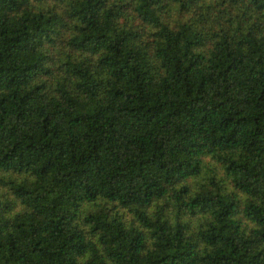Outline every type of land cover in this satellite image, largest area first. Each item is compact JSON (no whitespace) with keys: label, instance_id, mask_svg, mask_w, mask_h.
<instances>
[{"label":"trees","instance_id":"trees-1","mask_svg":"<svg viewBox=\"0 0 264 264\" xmlns=\"http://www.w3.org/2000/svg\"><path fill=\"white\" fill-rule=\"evenodd\" d=\"M0 183V264H264V0H0Z\"/></svg>","mask_w":264,"mask_h":264},{"label":"rangeland","instance_id":"rangeland-1","mask_svg":"<svg viewBox=\"0 0 264 264\" xmlns=\"http://www.w3.org/2000/svg\"><path fill=\"white\" fill-rule=\"evenodd\" d=\"M2 187H3V186H2V184L0 183V188H2ZM3 189H4L3 191L6 192V187H4Z\"/></svg>","mask_w":264,"mask_h":264}]
</instances>
